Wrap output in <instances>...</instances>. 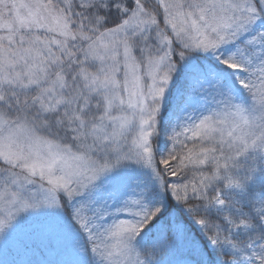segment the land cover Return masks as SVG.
<instances>
[{
  "label": "snow or ice",
  "instance_id": "obj_1",
  "mask_svg": "<svg viewBox=\"0 0 264 264\" xmlns=\"http://www.w3.org/2000/svg\"><path fill=\"white\" fill-rule=\"evenodd\" d=\"M0 264H264V0H0Z\"/></svg>",
  "mask_w": 264,
  "mask_h": 264
},
{
  "label": "rangeland",
  "instance_id": "obj_2",
  "mask_svg": "<svg viewBox=\"0 0 264 264\" xmlns=\"http://www.w3.org/2000/svg\"><path fill=\"white\" fill-rule=\"evenodd\" d=\"M14 254V253H13Z\"/></svg>",
  "mask_w": 264,
  "mask_h": 264
}]
</instances>
